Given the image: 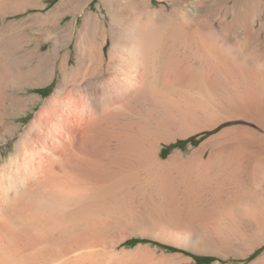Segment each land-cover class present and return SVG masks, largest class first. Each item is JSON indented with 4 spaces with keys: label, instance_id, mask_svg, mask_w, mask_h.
I'll use <instances>...</instances> for the list:
<instances>
[{
    "label": "bare ground",
    "instance_id": "1",
    "mask_svg": "<svg viewBox=\"0 0 264 264\" xmlns=\"http://www.w3.org/2000/svg\"><path fill=\"white\" fill-rule=\"evenodd\" d=\"M3 1L0 0V17L7 16V12H1ZM67 1L62 2L65 8ZM228 1H216L218 15L224 14L223 8ZM239 2L240 0H234V6ZM17 10L21 12V10H26V7ZM17 10L15 9L16 13ZM9 12L11 13V11ZM12 12L14 11L12 10ZM89 18L86 16V23L90 22ZM216 23L217 17L214 18L213 25L216 26ZM218 25H220V32L225 33L230 23L223 21ZM76 26L77 19L60 29L59 34L65 36L64 38L61 36V40L66 38L65 41H67L64 47L70 46L72 38L67 40V37L72 31L75 32ZM18 27L10 26L6 28L3 37L0 35V86L13 81L16 86H23L22 89H27L32 85V83L29 84L35 74H33L34 71L30 73V71L24 70L23 62L16 56L20 50L17 40V35L20 32ZM210 27L209 24L205 25L204 31H212L213 29ZM113 31L111 30L109 33L113 41L110 57L108 56L109 60L103 55V49H100V46L92 45L85 49L82 59H78L79 64L75 68L70 67V56L65 55L62 58L63 83L51 97L44 100L37 110L35 118L21 136L20 148L16 154L5 163L0 164V264H106V262L112 264L118 259V256H114L116 254L113 253V256H107V249H104L105 242L102 240L104 226L102 229V221L97 217H108L109 214L105 216L106 213L103 210L109 207L113 208V206L105 205L104 209L103 204L106 200L115 201L113 198L119 193L131 192L133 187H135L134 189L137 187V190H140L137 192L145 195L144 188L148 187L151 182L159 185L158 188L161 187L159 195L161 207L159 206L160 208L157 209L160 213L159 217H178L180 221L189 223L191 229L179 230L177 227L168 225L154 227L147 225L142 220V224L137 226L140 230L199 253L205 252L207 247L215 248L218 238H221L223 234V224L218 222L220 220H217L214 228L211 227L214 229L211 231L212 229L208 230L210 227L201 225L198 220L195 221L193 218H216L220 213L216 209L209 208L207 202L204 200L203 203L202 199L208 197L207 193L209 192L206 193L207 189L205 191L203 188L202 184L207 179H202L201 172L211 165L215 151L208 153L205 143L188 154L180 150L175 151L166 159L161 157L162 143H167L172 138L168 139L167 133H162V135L166 134V139H162L164 135L160 136L159 132L168 130V123L175 118L171 108V111L167 108L170 106L173 108L176 98L169 97L170 103L167 102V104L169 103V107H167L163 104L164 100L161 101L157 96L166 92L173 93L174 86L179 79L181 63L177 60L176 40L173 39L169 43V48L167 47L171 59L170 66H167L161 55L162 43L160 45L158 40L160 38L156 36L155 31H145L148 34L144 35L133 26H125L120 33ZM206 32L208 33V31ZM218 39L217 42L207 41V38L204 41L209 42L211 46L214 43L217 50H222V47H219L221 40ZM57 43L51 53L44 52L43 44L40 43L35 53L31 54L33 60L34 58L38 60L41 68L45 67L49 60H57L59 54L62 53V47H60L62 43L60 45ZM165 48L164 45L162 52H165ZM210 51L209 48V53H211ZM218 52L215 51V53ZM218 54L217 56H219ZM215 58L217 57L215 56ZM221 62L224 63L223 60ZM85 64L99 68L98 73H90L92 68L89 70V74L93 77L96 73L99 76L111 74L114 91L96 90L95 83L92 81L93 77L92 79L88 77L85 81L81 77L82 74H85L83 72ZM166 67L171 76L168 75L167 82H163L162 77L167 72H165ZM246 81L245 88L248 87L249 90L245 94L239 89L242 84L238 86L237 80L232 81L236 85L234 87L238 88L236 89L237 108L235 111L238 110L243 114L249 113L252 118L257 117L264 120V96H261L264 90L260 95L258 93L262 90L256 91V89H260L257 87L258 84L254 80ZM46 82L41 81L40 83L46 84ZM40 98H24L23 101L27 103L32 100L33 103H36ZM2 100L3 95L0 94V104H2ZM176 104L177 102L175 106ZM204 104H201L203 121L199 119L200 111L196 113L197 116H194L195 110L193 109L192 117H195V120L193 119L195 122L192 120L194 127L190 128V130L192 129L189 131L191 134L212 130L225 121L232 120V108H229L230 112L225 109L222 110L221 115H216L210 110L207 103V106ZM141 107H146V113L141 112ZM131 112L146 114H144L145 116L140 115L143 118L136 124L137 129L133 127L135 124L124 123L118 119L119 116L123 119L125 114L131 115ZM4 117L0 115V130L5 134H16V130L9 131L7 129L8 121ZM176 125L178 124L176 123ZM166 130L165 132H167ZM240 131L241 129L238 128L227 129L225 132L226 134L230 133V136L223 139L221 132L220 136L211 140L217 141L221 145H242L243 134H240ZM187 132L188 129L185 133ZM211 140L208 141L211 142ZM242 155L235 156L237 158L232 157V159L235 158L233 159L234 165L238 163L239 169L237 171L231 169L235 172L234 175L232 173L233 176L229 178L230 180L229 176H225L229 183L234 185L239 182L243 183L245 174H249L247 166L252 167L249 165L251 158L246 154ZM235 167L237 166L235 165ZM176 170L181 174L185 172L187 176L195 174L197 178L194 179L193 175L189 176L188 178H193L189 179L192 180L191 184L185 182L184 187L176 188L175 183L171 187L174 184L172 181H176L180 177H176V180L173 179ZM181 181L183 182V180ZM171 182L173 184L170 186ZM243 210L250 214V209L247 206L244 205ZM141 217H144L143 213H141ZM145 229L148 231H144ZM225 236L227 234L223 237ZM104 254L107 257L104 258Z\"/></svg>",
    "mask_w": 264,
    "mask_h": 264
},
{
    "label": "rangeland",
    "instance_id": "2",
    "mask_svg": "<svg viewBox=\"0 0 264 264\" xmlns=\"http://www.w3.org/2000/svg\"><path fill=\"white\" fill-rule=\"evenodd\" d=\"M4 1L3 3L5 4L1 3V8H3L1 12H7V16L0 17V35L3 37L6 28L10 26L15 25L20 28L22 25L17 35L20 50L16 53V56L23 62L24 70L26 69L30 73L34 71L33 74L35 75L29 84L31 85L32 83V85L27 87V89H22L23 86H16L13 81L0 86V94L3 95L1 103L3 104L4 102L3 106L0 104V115L5 116L4 118L7 119V129L9 131L16 130L14 135L5 134L4 131L0 130V164L5 163L16 154L20 148L21 136L35 118L37 110L44 100L51 97L63 83L64 71L61 63L65 55L70 56V67L75 68L79 64V60L82 59L85 49L92 45L100 46V49H103V55L108 59L113 45L112 36L109 34L111 30L120 33L125 26H133L144 35L147 33L145 31L153 30L157 33L156 36L160 38L158 39L160 45L162 43L160 49L164 50V45L166 47L165 52L163 51L164 54L161 50V55L167 66H170L169 61H171L167 47L169 48V43L173 39L176 40V55L178 56H176L178 58L176 59L181 63V72L178 76L179 79L177 78V84L174 86L175 90L172 91L173 93L155 94L156 96L159 95L157 97L161 101L164 100L163 104L167 107H169L170 98L172 99L173 97V99L176 98L177 100L173 104L174 109L172 106L167 108V110L171 108L175 114V118L167 125L169 133L166 129L167 132L165 130L159 132L160 136L164 135L162 133H167L166 137H169L168 139L172 138L168 140L169 143H162L163 152L161 157L166 159L175 151L180 150L188 154L205 143L207 144L208 153H210L209 151H215L212 159L214 162L212 161L211 165L205 168L207 171L205 169L202 170L203 172L200 171L202 179H207V182L205 181L202 184L204 185L203 188L204 190L207 189V191L205 190L206 193L209 192L207 193L208 197H204L208 199H202L203 203L207 202L209 208L216 209L220 213L217 212L219 215L216 218H193L195 221L198 220L201 225L210 227L208 230L212 229L211 231L214 230L217 220H220L218 222L223 224L224 229H222V235L227 234V236L223 237L221 235L215 248L207 247L205 252L199 253L140 230L137 226L142 224V220L147 225L154 227L168 225L174 226V228L177 227L179 230L191 229L189 223L180 221L178 217H159L160 213L157 209L161 207V197L159 196L161 187L158 188L159 185L151 182L155 186L151 183V185L148 184V187L144 188L145 191L143 190L145 195L141 192L138 193L137 191L140 190H137V187L136 189L133 187V190H130L131 192L126 191L127 198L124 193H119L117 194L118 196L115 195L113 198L115 201H103L104 209L105 205L113 206V208L109 207L103 210L106 213L104 214L105 216L109 214L108 217H97L102 221V229L104 226L102 240L105 242L104 249H107V256H113V254L118 256V259L115 260L116 262L113 259L114 262L112 264H264V120L257 117L252 118L249 113L243 114L238 110V113L235 111V108H237L236 89L238 88L234 87L236 85L232 82L237 80L238 86L242 84L239 89L245 94L249 90L248 87L245 88L246 80H254L258 84L257 87L260 88L256 89V91L262 90L258 94L261 95L263 93L264 0H240L236 6H234V0H229L225 4V8H223V15L217 14V0H68L66 8L62 3L64 0ZM22 7H26V10H21V12L17 10ZM15 9L18 11L17 13ZM86 16L90 17V22L86 23ZM216 17L217 23L215 26L213 21ZM76 19V30L74 33L73 31L70 33L71 36L68 34L67 37V40L72 38L70 46L64 47L67 41H65L66 38L61 40L65 36L59 34L60 29L73 23ZM223 21L230 23L225 33L220 32V25H218ZM207 24H209V27L211 26L212 31H204ZM186 30H190L188 31L189 33ZM148 37L150 36L148 35ZM218 37L221 38L218 39ZM204 38H207V41L210 40V42H217V39L221 40L219 47H222V50H217L213 45L214 43L211 46L208 42L209 45L204 41ZM58 40L59 42L57 43ZM40 43L43 44L44 52L47 53H51L54 50L56 43L58 45L62 43V46H60L62 47V53L59 54L58 59L49 60L43 68H41L37 59L34 58L33 60L31 55L35 53ZM209 48L212 54L209 53ZM214 50L219 51V54L215 53ZM26 56L28 57L25 58ZM222 60L224 63L221 62ZM91 68L93 70H90ZM165 69V72H167H164L165 75L163 74V82H167L166 79L168 80L169 76H171L167 67ZM89 70L91 71L90 73H98L99 68L85 64L83 67L85 74L81 75L85 81L88 77L89 79L93 77L89 74ZM131 72L133 71L131 70ZM97 73L94 74L92 79L96 87L94 88L100 91L113 92L114 83L111 74H106L105 77L99 76ZM41 81L47 82L46 84H41ZM261 96H264V93ZM24 98L40 99L36 103H33L32 100L25 103L23 101ZM211 101L213 102L209 104L208 102ZM167 102L169 103L167 104ZM206 103L216 115H221L225 109L230 112L229 108H232V120L229 119V121H225L212 130H203L194 134L189 133L194 127V116H197L196 113L199 111V119L203 121L201 110L203 104L207 106ZM141 108V112L146 113V107ZM193 111L195 115L192 113ZM145 113L131 112V115L125 114L126 116L124 115L123 119L120 116L118 119L124 123L131 122V125L135 124L133 127L137 129L136 124L143 118L140 115ZM192 115L194 116L192 117ZM190 128L192 129L190 130ZM229 128H238L244 131L242 133L240 131V134H243L242 145H221L219 142L211 140L220 136L221 132L223 139L230 136V133L226 134L225 132L227 129L230 130ZM187 129L188 134L185 133ZM169 134L171 135L168 136ZM182 134L187 135L183 136ZM165 135L162 139H166ZM208 140H211V142ZM245 154L251 158L249 165L252 167L247 166L249 174H245V181L243 183L239 182L240 185L239 183H235V185L229 183L226 177L229 176L228 179L231 178L235 172L232 170L237 171L239 169L238 163H235L237 166L235 167L233 159L240 155L245 156ZM233 156L237 157L232 159ZM177 170L174 171L175 177L173 176V179L176 180L180 177L176 181H172L174 184L172 182L169 184L170 186L173 184L171 187L175 183L176 188L179 186V188L181 186L184 187L187 183L191 184L192 180L190 181V178H197L195 174L187 176L185 172L181 174ZM189 176L192 177L188 178ZM132 195L135 198L131 197ZM136 197L139 198L136 199ZM116 204L118 205L116 206ZM244 205L250 209V214L243 210ZM141 213L144 214V217H141ZM144 231L148 230L145 229ZM104 255V258L107 257L106 254ZM106 264L108 263L106 262Z\"/></svg>",
    "mask_w": 264,
    "mask_h": 264
}]
</instances>
